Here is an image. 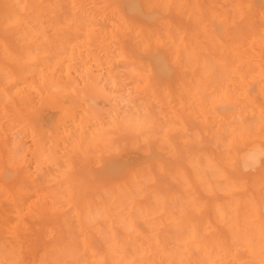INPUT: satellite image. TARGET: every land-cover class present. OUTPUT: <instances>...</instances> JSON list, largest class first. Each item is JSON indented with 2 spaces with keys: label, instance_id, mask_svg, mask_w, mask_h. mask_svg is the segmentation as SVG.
Segmentation results:
<instances>
[{
  "label": "bare ground",
  "instance_id": "obj_1",
  "mask_svg": "<svg viewBox=\"0 0 264 264\" xmlns=\"http://www.w3.org/2000/svg\"><path fill=\"white\" fill-rule=\"evenodd\" d=\"M214 67L237 82L207 95L197 78ZM253 76L264 79V0H0V157L19 173L27 158L52 170L56 190L38 197L49 264H264V198L228 202L239 242L208 239L193 185L231 176L190 153L197 116L229 149L264 140ZM238 96L248 114L224 120L221 103ZM232 157L264 168L262 145Z\"/></svg>",
  "mask_w": 264,
  "mask_h": 264
},
{
  "label": "rangeland",
  "instance_id": "obj_2",
  "mask_svg": "<svg viewBox=\"0 0 264 264\" xmlns=\"http://www.w3.org/2000/svg\"><path fill=\"white\" fill-rule=\"evenodd\" d=\"M95 19H98V17H95ZM219 69V67H214V73H217ZM196 77L197 76L193 77L194 81ZM224 78H226L228 81L237 82V78L235 76H232L231 73H227L224 75L217 73L214 75L207 76L206 78H197V80H207V83L205 85L203 84L204 86H206V89L208 88L207 95L210 91L211 95H216L218 85L217 83L219 82V80H223ZM252 79L253 80L251 82L253 84L251 82V84L248 83V86L251 85L252 87L250 95L255 98L259 103H262L264 99V93H262V90L259 89L260 87L258 88V85H263L264 79H257L256 76H253ZM233 88L236 89V85L229 84V89ZM206 89L205 93L207 91ZM233 101L236 102L234 103ZM118 104L120 111H124L126 103L120 102ZM221 104L224 106L222 109H218V112L220 113V115L223 116L224 120H227L228 118H230V113L232 115H235L237 113L236 110H238L239 108H243L245 101L242 96H238L233 97V99L231 100V107L227 106L225 103ZM240 113L248 114L247 110L244 111L242 109ZM199 117L200 116H197L191 119V126L193 125L192 131L194 133H197V136L196 138H193L196 141L193 140L191 137L193 141L191 140L192 143L190 145V153L192 154V156L199 158L200 164H203V160L204 158H206V156L219 162L221 168L229 176H231L229 181L233 182L232 185L230 182H227L223 177L216 179L211 178V190H205L201 186H195L194 184L193 190L195 191V194L197 196V202L201 204V213L199 215L200 217L202 216L201 220H206L208 225H210L208 227V239H213L214 235V239H222L224 240V243L227 242L226 244L230 245L232 243L231 240H234L235 242L239 241L235 238H232L233 233L229 228L228 221L231 220V207L228 205V202H231L236 199H245V202L255 201V199H258L260 195L264 198V168L261 166V164L258 165L256 168H240L238 167V164L234 162L232 156L235 152L241 154V152L245 151L246 148L251 144L262 145L264 147V140H260L258 138L257 141L248 140V142L243 145L242 148L237 147L235 149H229V147L227 146L228 139H226L228 138V136L221 132L219 133L218 125H216L217 123L210 117L207 118V122L202 117ZM247 117L248 115L245 116L244 119H246ZM228 120H231V118ZM3 129L5 130V128ZM15 136L18 138V141H22L25 144L27 149H31V138L23 136L18 131L15 132ZM6 165L7 164L5 163V160L3 158L1 159L0 157V174L2 172H7L6 177H8L7 179H4L2 176L3 174L0 175V255L3 254L2 256H0L3 259L2 260L0 258V260H2L3 263L0 262V264H47V260L50 259V256L46 255H50L47 245V241L49 240L48 226L50 225L48 223L51 222V220L48 216H45L44 213L48 212L46 211L48 207L44 206V203H42L40 199L45 197L46 194L48 195L50 192L52 193L56 190L54 189L56 187L55 183L49 180V174L52 173V170L49 167H42L41 170L37 169V166L30 158L26 159L24 168L22 169V173H19L14 168ZM1 168L3 169L2 171ZM10 169H12L13 171H11ZM228 186H231L232 188L228 189ZM46 188L48 189V191H46ZM51 188H53L54 190ZM216 204H221L225 206L226 212L223 221H220L215 216L214 211L216 209ZM241 211H244L243 206L241 207ZM61 215L62 213H58L57 216H53V220L57 218L55 222H60ZM44 216L48 218L45 219ZM244 216L247 215L245 214ZM43 218L45 219L46 226L43 223ZM59 226H56L55 229L52 231L53 235L55 233L59 234L61 232ZM221 226L225 230H223ZM220 229L223 231H221ZM219 235L221 236L220 238ZM228 240L230 241V243ZM59 256H62V254ZM57 263L58 262H51V264Z\"/></svg>",
  "mask_w": 264,
  "mask_h": 264
}]
</instances>
